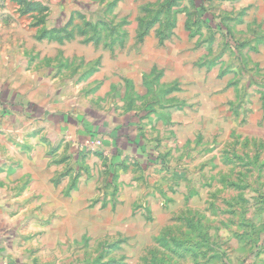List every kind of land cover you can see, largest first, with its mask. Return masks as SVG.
Wrapping results in <instances>:
<instances>
[{
    "label": "rangeland",
    "instance_id": "obj_1",
    "mask_svg": "<svg viewBox=\"0 0 264 264\" xmlns=\"http://www.w3.org/2000/svg\"><path fill=\"white\" fill-rule=\"evenodd\" d=\"M40 1L31 61L97 130L17 185L0 264H264V6Z\"/></svg>",
    "mask_w": 264,
    "mask_h": 264
},
{
    "label": "crops",
    "instance_id": "obj_2",
    "mask_svg": "<svg viewBox=\"0 0 264 264\" xmlns=\"http://www.w3.org/2000/svg\"><path fill=\"white\" fill-rule=\"evenodd\" d=\"M41 5L40 0H0V101L5 105L0 114V231L14 229L17 185L27 181L29 191L50 198L57 169L53 160L77 151L89 131L97 130L95 123L84 126L77 114L70 116L61 77L31 61L24 43L36 39L35 11ZM254 6L258 11L264 0ZM183 30L178 21V39L186 36Z\"/></svg>",
    "mask_w": 264,
    "mask_h": 264
},
{
    "label": "built area",
    "instance_id": "obj_3",
    "mask_svg": "<svg viewBox=\"0 0 264 264\" xmlns=\"http://www.w3.org/2000/svg\"><path fill=\"white\" fill-rule=\"evenodd\" d=\"M4 103L0 101V114L2 113V111H4ZM87 144V143H90V145L93 147V146H96V144L98 143V141H85L84 144Z\"/></svg>",
    "mask_w": 264,
    "mask_h": 264
}]
</instances>
